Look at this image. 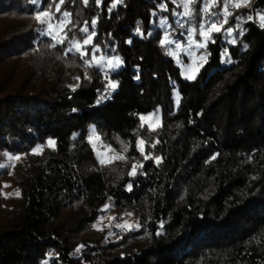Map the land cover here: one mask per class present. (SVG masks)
Returning <instances> with one entry per match:
<instances>
[{"label":"trees","instance_id":"16d2710c","mask_svg":"<svg viewBox=\"0 0 264 264\" xmlns=\"http://www.w3.org/2000/svg\"><path fill=\"white\" fill-rule=\"evenodd\" d=\"M113 2L61 5L89 31L95 21L96 55L121 62L106 71L41 35L30 0H0V153L27 157L18 197L0 172V264H264V0H232L194 79L161 43L159 18L176 28L170 0L167 12L162 0ZM190 8L198 23L199 0ZM181 31L168 30L179 49ZM92 132L114 159L100 161ZM105 208L136 223L89 231Z\"/></svg>","mask_w":264,"mask_h":264},{"label":"snow or ice","instance_id":"6c2138e0","mask_svg":"<svg viewBox=\"0 0 264 264\" xmlns=\"http://www.w3.org/2000/svg\"><path fill=\"white\" fill-rule=\"evenodd\" d=\"M30 2L34 5L37 6L36 12L33 16V18L37 21L41 27L37 29V31L41 35H45L48 37H51L53 41L59 44H64L65 41L68 42V46L65 51V55H68L69 53H79L81 56L83 63L86 66H93L92 61H95L97 59V53L100 52V49L93 44L92 37L94 36V26H95V21H92V28L93 31H89V22L84 21L83 26H79L76 23H73L71 20L72 13L68 12L67 10L61 11V5H64L66 3V0H49V4L47 6L42 4V0H30ZM94 2L99 5L102 0H94ZM122 0H114V2L111 4L109 11L114 9L118 3H121ZM170 2L175 5L172 9L171 15L175 18V25L176 28L179 29H184L185 31H181L178 34L181 36L185 35V32L188 34V39H189V48L192 46V35L199 30V34L203 37H205L206 40H211V32H220L221 28L224 23H227V16L231 15V13L228 12V6L229 4L232 3V0H220L222 6L221 10L219 12H210L209 8L213 4H217V0H199L201 4L200 8V13H199V21L198 23H194L196 21V16L193 13V10L190 8V5L194 4L197 2V0H170ZM246 3L247 0H244ZM82 3L87 6L89 3V0H82ZM235 7H240V3H236ZM159 8L161 11L167 12V3L162 0L161 4L159 5ZM178 8H182V11H177ZM57 14L59 16H63L64 19H58ZM153 16L156 15V13L152 14ZM239 19V17L237 18ZM248 20H252L253 18L249 16L247 18ZM260 20L264 22V15L260 16ZM153 23H156V21H153ZM68 25H71V27H68ZM220 25V27H218ZM158 26L160 29L163 30L164 35L163 39L161 41L162 45L167 43V44H175L176 48H180L181 45L176 42L173 39H170V33L168 32L169 29H171L173 32L176 31V28L173 27L171 23H169L167 17H161L158 20ZM187 26V27H186ZM64 28V38L57 40L56 35L53 32V28ZM79 28V31L83 33V37L80 39H77L75 35L72 37L68 36L69 32H73L74 29ZM237 29H239V25L235 26ZM226 35H231L233 28L229 27L224 30ZM137 34L143 35L141 32L139 26L136 29ZM131 41H129L130 43ZM214 42V41H212ZM229 43L235 44L236 39L233 37L231 40H229ZM91 45V52L89 51V47ZM52 47H55L56 44H52ZM196 46L198 48H205V43L204 42H196ZM173 55L175 53H172ZM225 55L227 53L225 52ZM115 60V63L113 62ZM230 62V58H229ZM120 64V60L118 57L106 59V63L104 65L96 64L94 66L96 67H101V66H107L111 69L116 68ZM87 78V76L85 77ZM190 78H195L190 77ZM75 79H79V77H76ZM72 87V86H70ZM111 88H115L116 84L113 82L110 84ZM74 90V89H73ZM104 96H101L100 99H104ZM100 100L97 101L99 103ZM140 119L143 121L146 118L141 116ZM151 131V129H149ZM158 142V141H157ZM54 141H49V144H53ZM138 150L141 154L144 153V140L141 139L138 142ZM150 147H155V144L150 145ZM3 155L8 156V153H3ZM14 158H19V157H14ZM154 159L157 163L161 160V157H151V156H144V159ZM215 158V157H213ZM7 167L6 164L0 163V168ZM142 167V165H141ZM137 174L136 167L135 165L132 166L131 171L129 172L130 176H135ZM128 188L131 189V184L128 185ZM117 227H121L120 225H117Z\"/></svg>","mask_w":264,"mask_h":264},{"label":"rangeland","instance_id":"374dc122","mask_svg":"<svg viewBox=\"0 0 264 264\" xmlns=\"http://www.w3.org/2000/svg\"><path fill=\"white\" fill-rule=\"evenodd\" d=\"M62 28H56V27L53 28V32L56 35L57 40L62 39V35H61ZM192 41L193 43H192L191 48H189V43H188V45H186L182 49H179V48L171 49V52L175 53L174 56L176 58L177 57L180 58V61H182L183 56H186L187 58L186 65L183 66V70H184L185 75L188 77H193V76L195 77L197 72L199 71V69L201 68V66L203 65L205 61V57L202 54H200V51L202 49L196 46V42H204L206 44L207 40L205 39V37H203L201 41H196L193 38H192ZM105 63H106V58H103L100 56H97V59L95 61H92L93 65H96V64L104 65ZM119 66H121V64H119L117 67ZM100 68H104L105 70L110 69L107 66H101ZM143 117L146 118L145 120H143V122L152 129L158 127L160 124V115L149 114ZM92 134L93 135L91 137V141L98 152L100 161L102 163H107L111 161L112 159H114L113 155L109 154L107 150H104L102 148V144L99 140V137L96 134H94V132H92ZM14 157H19V158L17 159ZM26 159L27 157L25 155L8 154V156H5L3 155L2 152L0 153V163H4L7 165V167L0 168V172H2L1 174L3 175V178L1 180L2 190L6 196L18 197L20 195V189L16 183L18 179V173H17L18 169L16 166L20 164H24ZM104 210H105L104 213L101 215V217L96 222H94L92 229L89 231L91 232L93 230L101 231L104 228H108V227L111 228L115 225H118L119 223H127V224L136 223V220L133 214L119 216L118 220L123 219V221L120 222L117 220V216L115 212L112 211V209L105 208ZM70 215H71L70 213H67L65 214V217L67 218ZM71 216H74L76 218V214H73ZM71 216L69 218H71Z\"/></svg>","mask_w":264,"mask_h":264}]
</instances>
